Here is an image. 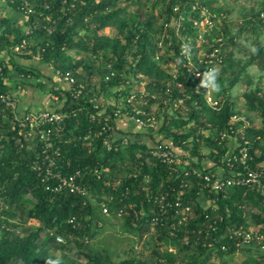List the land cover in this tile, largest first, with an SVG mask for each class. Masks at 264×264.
I'll list each match as a JSON object with an SVG mask.
<instances>
[{"label": "trees", "instance_id": "16d2710c", "mask_svg": "<svg viewBox=\"0 0 264 264\" xmlns=\"http://www.w3.org/2000/svg\"><path fill=\"white\" fill-rule=\"evenodd\" d=\"M2 1L26 17L18 22L0 15V55H9L0 59L3 75L8 77L17 68L58 95L63 101L60 110H78L62 124L58 170L82 169L87 192L45 189L38 175L37 159L43 157L39 138L26 136L28 124L21 126L11 111L1 116L0 264H115L112 253L90 238L112 210L119 214L121 208L124 230L139 241L144 237V245L153 248L152 258L143 259L133 248L116 264H232L253 221L264 232V195L248 185L208 193L201 177L186 176L152 151L167 143L179 147L182 158L190 155L192 165L209 159L231 175L225 157L236 138L249 141L252 166L264 165V88L248 79L250 66L264 70V43L250 47L246 58H237L231 47L234 35L217 29L222 6L213 0ZM130 5L135 9L130 10ZM204 9L214 24L201 34L198 21ZM262 13L264 7L254 12L257 20ZM181 17L179 23H171ZM185 42H189V58L183 52ZM16 56L52 65L54 71L73 75L77 83H89L76 98L71 87L47 86L39 70L18 63ZM97 64L104 103L95 94ZM210 67L219 70V92L199 87L203 75L193 73ZM242 79L247 84L246 105L239 108L231 91ZM10 87L0 75V91ZM112 94L114 102L109 98ZM208 95L220 105L212 106ZM120 101L123 105L116 114ZM103 107L92 121L90 114ZM136 108L142 112L136 113ZM252 112L261 116L262 125L254 124ZM131 113L143 119L158 115L150 132H159L168 141L149 144L131 138L123 144L119 138L116 146L107 149L97 134L104 119L110 117L115 126V118ZM234 116L241 119L231 122ZM225 130L229 133L222 137ZM214 167L200 169L215 172ZM103 205L110 214L103 212ZM245 264H264V255L248 256Z\"/></svg>", "mask_w": 264, "mask_h": 264}, {"label": "built area", "instance_id": "2783aa9c", "mask_svg": "<svg viewBox=\"0 0 264 264\" xmlns=\"http://www.w3.org/2000/svg\"><path fill=\"white\" fill-rule=\"evenodd\" d=\"M177 6L175 7V9ZM203 14H206V10H203ZM183 17L178 20L172 21L171 23H179ZM166 27L169 25V22H165ZM179 25L176 27L178 30ZM183 52L186 51L187 57L189 58V42H185L183 45ZM19 47H17L18 49ZM217 51V50H216ZM216 52H212L211 55H215ZM212 67H210L211 69ZM4 65L0 64V75L2 78L8 82L9 78L3 75ZM194 74L197 76L204 75V72L201 70H194ZM58 76L62 79L68 81L72 88V94L74 97H78L86 89V84L84 82L77 83V79L71 74H64L61 71H57ZM115 72L111 71V75H114ZM109 76H107L108 78ZM18 89H21V86H17ZM17 88L10 87L8 90L0 91V117H6L7 112L11 111L15 120L20 122L21 126L28 124V129L25 133L26 136H37L42 144V154L43 157H38V175L41 178V182L44 183L45 189L52 192H61V193H86L87 187L82 183L83 179V170L78 168L74 171L67 173L58 170L60 167V161L62 159L63 153L62 148L57 139L61 134L62 124L64 120L68 117H73L78 114V110L72 109L69 111H64L60 109H50V108H37V109H26L20 111V98L19 90ZM210 94V91H209ZM209 103L218 107L220 105L219 100L213 98L211 95H208ZM131 98L128 99L130 101ZM179 103L183 102V99H179ZM116 110V114H119V111L123 105V102L120 101ZM98 107V104L95 105ZM103 112L102 109H99L98 112H92L90 114V119L92 121L96 120V117L99 113ZM136 113L142 112V110L136 108ZM130 117L135 119L136 122L142 126L154 127L158 123L156 119H153V115H150L147 119H143L141 116L131 113ZM241 117L234 116L231 122L239 121ZM247 123V121H246ZM230 130L234 132V128L230 127ZM243 133V127L241 128ZM228 130L221 132L222 137L228 135ZM102 137L103 145L107 149H112L116 146V142L119 137L115 136L114 126L111 122V118L107 117L104 119V123L101 127V130L97 133ZM123 144H128L131 139L129 136L120 137ZM153 154L157 157L162 158L165 162L175 165L176 168H181L186 176H189L193 173L203 179V188L208 191V193H219L226 190L232 186H242L248 185L255 187L262 195H264V165L254 167L251 165V162L254 160L253 156L250 154L249 141L245 140L243 143L238 142L235 148H232L226 155L225 160L229 166V170L233 174L222 173L218 171H205L203 172L199 166L192 165V160L190 155H186L184 158L181 157L177 148L167 144L162 143L153 149ZM40 164H43L40 165ZM238 165L239 169L234 167ZM170 206L173 203H168ZM179 204V202H176ZM190 206L186 207L184 210H189ZM103 212L105 214H110V210L106 205H103ZM124 210L121 208L119 214L123 213ZM157 218L153 219L154 223H157ZM60 241H63L61 236H58ZM257 243L264 246V232L259 230L257 227H252L248 232L245 233L244 243Z\"/></svg>", "mask_w": 264, "mask_h": 264}, {"label": "rangeland", "instance_id": "374dc122", "mask_svg": "<svg viewBox=\"0 0 264 264\" xmlns=\"http://www.w3.org/2000/svg\"><path fill=\"white\" fill-rule=\"evenodd\" d=\"M216 4H221V12L217 15L216 26L219 31H226L227 34L234 35V44L231 46L237 58H246L249 54L250 47L255 46L258 42L264 43V13L261 15V21L256 19L255 11L264 7V0H213ZM220 2V3H219ZM135 9V5H130V10ZM211 11V10H210ZM198 27L201 34L206 30L211 29L212 23L208 19V15L203 14V18L199 19ZM209 24V27L206 24ZM105 32L113 33L112 29H106ZM225 38V37H224ZM72 53H75L72 51ZM200 53H204L203 50ZM79 56V55H78ZM96 66L97 75L94 77L95 87H97L96 95L99 96V102L104 103L106 98L99 91L100 74L98 71L99 65ZM173 70L174 67L170 66ZM251 75L248 77L253 80V85H260L264 88V70L258 66L249 67ZM85 83H89L88 80ZM247 84L245 80H241L231 91L233 99L236 101L239 108H244L246 100L244 90ZM154 116V115H153ZM254 124L262 125V118L257 112H252ZM248 119V117H246ZM153 119L158 121L159 116H154ZM135 120V119H134ZM249 120V119H248ZM136 121V120H135ZM29 196H32L29 194ZM206 202H210L206 196ZM31 204V203H30ZM29 204V205H30ZM110 217H106L102 227L94 232V237L90 238L92 244L100 248H106L113 255V262L118 263L121 259L129 255V251L134 248V251L140 252L142 258H152L151 250L153 245L149 243L144 245V237L140 241L137 240L131 233L124 230V217L112 210ZM257 224L253 221L252 227ZM149 237L146 238V240ZM264 255V246L257 243H248L241 246V249L233 256L232 264H245L248 256ZM155 256H153V260ZM186 264V263H184Z\"/></svg>", "mask_w": 264, "mask_h": 264}, {"label": "crops", "instance_id": "0c3cea01", "mask_svg": "<svg viewBox=\"0 0 264 264\" xmlns=\"http://www.w3.org/2000/svg\"><path fill=\"white\" fill-rule=\"evenodd\" d=\"M0 15L2 17H12L18 22H22L24 19H26L22 12L11 8L2 0H0ZM8 58L9 55L6 52L0 55V59L7 60ZM16 60L18 63L25 66H34L37 72L39 70V72L42 73L40 80H43L47 86H54L60 89H70V83L58 76L57 71H54L52 65H42L36 59H25L21 56H16ZM11 66L12 65H10V67ZM8 78V84L11 87L17 88L18 85L21 86V89L17 88L19 90L20 111L32 108L60 109L63 101L60 100L58 95L52 94L47 89L41 88V86L37 84V80L35 78H28L21 75L17 68H13V71L11 72V75L8 76ZM112 97L113 94L109 98H111L113 102L116 101L114 97L113 99ZM104 109L106 108L103 107L102 111H104ZM149 128L150 127L138 124L134 119H132L130 116H127L126 114L115 118L114 133L116 137L120 138L123 136H129L130 139H141L149 144H156L159 141H168V139H163V135L159 132L151 133ZM236 140L237 139L234 138L233 142H235V144L232 142L231 148L237 145L238 142ZM176 148L178 152L180 151L182 153L179 147ZM198 166L204 169H210L211 167H214L215 164H213V162H211L209 159H204ZM214 169L220 173L223 172V168H221V166H216ZM201 199L204 203L209 204V202H206L207 200L204 198V196H202Z\"/></svg>", "mask_w": 264, "mask_h": 264}, {"label": "clouds", "instance_id": "9594fccd", "mask_svg": "<svg viewBox=\"0 0 264 264\" xmlns=\"http://www.w3.org/2000/svg\"><path fill=\"white\" fill-rule=\"evenodd\" d=\"M219 70L217 68L206 69L203 78L200 81V86H204L206 89L213 91H221V84L218 80Z\"/></svg>", "mask_w": 264, "mask_h": 264}]
</instances>
